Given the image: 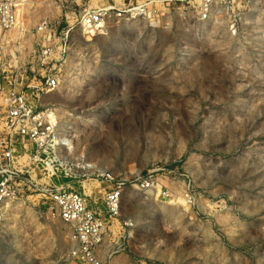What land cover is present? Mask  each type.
Masks as SVG:
<instances>
[{"label":"rangeland","instance_id":"rangeland-1","mask_svg":"<svg viewBox=\"0 0 264 264\" xmlns=\"http://www.w3.org/2000/svg\"><path fill=\"white\" fill-rule=\"evenodd\" d=\"M5 1L17 5L19 25L0 63L21 59L31 85L58 79L37 103L55 110L74 147L59 149L53 183L79 191L108 172L125 184L101 263L264 264V0H213L202 22L196 0L177 2L156 27L110 19L102 34L84 31L79 14L136 0ZM20 32L34 39L14 46ZM139 177L153 187L132 186ZM74 247L37 194L12 204L0 225V264H76Z\"/></svg>","mask_w":264,"mask_h":264},{"label":"built area","instance_id":"built-area-1","mask_svg":"<svg viewBox=\"0 0 264 264\" xmlns=\"http://www.w3.org/2000/svg\"><path fill=\"white\" fill-rule=\"evenodd\" d=\"M188 1L191 0H136L134 3H123L119 8L85 10L79 14L77 23L84 31L96 34L105 32L106 22L110 19L125 24L146 21L156 27L162 9ZM195 2L198 21L207 20L214 1ZM18 25L17 5L8 1L0 2V40ZM46 28L43 24L38 30H45V40L49 41L52 32ZM60 35L58 42L64 51L68 34ZM51 52V47L40 50L38 60L41 65L45 63L43 58ZM28 82L26 73H14L7 79L0 70V225L12 204L26 194H37L46 200L51 214L70 229L71 239L75 243L70 256L76 264H102L97 251L102 243L106 222L117 220L120 216L125 184L118 182L108 172L96 175L108 186L104 212H99L89 206L86 196L75 190L70 182L60 186L53 183L58 169L51 173L46 164L55 167L60 162L59 124L55 110L39 107L37 103L40 94L53 92L59 83L57 77L52 75L42 77L36 86ZM38 176L40 180L36 181ZM134 183L132 186L142 191L153 187L150 177H139Z\"/></svg>","mask_w":264,"mask_h":264},{"label":"crops","instance_id":"crops-1","mask_svg":"<svg viewBox=\"0 0 264 264\" xmlns=\"http://www.w3.org/2000/svg\"><path fill=\"white\" fill-rule=\"evenodd\" d=\"M8 34L4 35V37L0 40V45L2 44H6L7 40L9 39V37H7ZM23 35L28 37V41H32L34 39V36L31 34H24V33H19L14 40H9L12 41V44L15 46L16 44L22 46L24 45L25 40L23 39ZM27 45L29 46V43L26 42ZM18 49V48H17ZM19 51H21V48L19 49ZM19 64L14 61V60H10V62H2V64L0 63V70H2L5 74V77L8 79L10 78L14 73H18V74H25L26 69L22 68V62L21 59L18 60ZM89 186H91L90 188H88L85 184L82 183V185H80V183L76 186L77 189L79 191H81L82 193H84L87 196V201L89 206H91L92 208L98 210L99 212H103L104 211V194L106 192V190L108 189L107 184L103 183V182H99L98 184H94L91 183V185L89 184ZM75 189V188H74ZM103 246V242L102 245ZM100 246V248H101ZM99 251H97V256L100 257V249H98Z\"/></svg>","mask_w":264,"mask_h":264},{"label":"bare ground","instance_id":"bare-ground-1","mask_svg":"<svg viewBox=\"0 0 264 264\" xmlns=\"http://www.w3.org/2000/svg\"><path fill=\"white\" fill-rule=\"evenodd\" d=\"M93 32V31H91ZM58 145H59V149L64 148L66 149L70 154H72L71 152L74 150L71 138L67 135V133H65V131L61 132L60 131V138L58 141ZM76 162H78L77 164L83 168V169H93L94 165L88 162H84V159L82 157V155H78L76 156ZM63 163L60 164V167H62ZM47 170L50 171L51 173H54L55 171L51 170V168L53 166L46 164ZM54 168V167H53Z\"/></svg>","mask_w":264,"mask_h":264}]
</instances>
